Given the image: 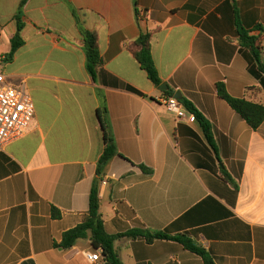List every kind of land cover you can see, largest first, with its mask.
<instances>
[{
	"label": "crops",
	"instance_id": "crops-1",
	"mask_svg": "<svg viewBox=\"0 0 264 264\" xmlns=\"http://www.w3.org/2000/svg\"><path fill=\"white\" fill-rule=\"evenodd\" d=\"M21 2L0 0V69L30 94L35 118L0 149V264H105L89 238L60 247L88 219L97 180L108 234L172 239L117 240L123 264H205L174 239L214 264H264V123L251 129L217 90L264 105L238 34L264 48V0H28L22 11ZM19 13L23 45L11 57ZM82 29L97 37L95 77ZM147 33L159 86L134 56ZM177 95L210 124L216 150L198 121L162 105ZM107 137L119 155L99 177Z\"/></svg>",
	"mask_w": 264,
	"mask_h": 264
},
{
	"label": "trees",
	"instance_id": "trees-1",
	"mask_svg": "<svg viewBox=\"0 0 264 264\" xmlns=\"http://www.w3.org/2000/svg\"><path fill=\"white\" fill-rule=\"evenodd\" d=\"M28 0H22L20 8L27 4ZM77 13V11H75ZM138 13V12H137ZM20 14L18 15V31L12 42L11 57L15 52L23 45L21 38V32L23 25L20 20ZM241 42L244 47L248 48L251 57V73L259 80L264 90V59H263V45L260 38L252 37L244 29L238 32ZM82 36L84 42V50L87 59V70L95 77L98 68L102 64V58L99 52L97 37L94 33L89 32L86 29H82ZM137 49L134 51V56L142 66L143 70L147 73L149 79L157 86L160 85V78L157 67L155 65L152 52H151V34L147 33L142 35L138 41H136ZM218 95L221 99L226 101L229 106L249 125L253 130H258L264 123V105L248 101L246 99L233 98L229 95L224 84L217 85ZM184 106L190 112L196 115L197 121L201 124L205 136L210 145L215 149V144L211 132L210 124L187 102L182 101ZM103 130L106 131L104 121L101 119ZM216 150V149H215ZM119 155L117 145L111 139L106 138V148L99 160L98 164V176H102L103 170L111 162V160ZM145 173H150L148 170L141 168ZM100 199H99V180L95 182L92 188L89 198V217L82 224L76 228L66 232L63 235L60 247L67 249L72 247L77 241L89 238L95 249L102 250L105 264H123L117 250L115 249V243L117 240L125 237L138 238L142 237L147 242L153 243L156 240H172L169 235L164 232H153L147 229H134L126 234L110 235L105 230L104 221L100 213ZM54 216L59 217L54 211ZM181 242L188 250L200 255L205 264H214L212 259L207 254L192 244L187 239H174Z\"/></svg>",
	"mask_w": 264,
	"mask_h": 264
},
{
	"label": "built area",
	"instance_id": "built-area-1",
	"mask_svg": "<svg viewBox=\"0 0 264 264\" xmlns=\"http://www.w3.org/2000/svg\"><path fill=\"white\" fill-rule=\"evenodd\" d=\"M144 13L141 15L143 16ZM0 57V66L4 64ZM162 105L177 118H187L191 123L197 121L196 115L188 111L184 104L175 97H163ZM35 118V105L32 97L22 87L9 84L5 75L0 71V149L9 143L23 138L31 127ZM107 179L102 185H107ZM87 258L91 262L101 261V254L91 253Z\"/></svg>",
	"mask_w": 264,
	"mask_h": 264
},
{
	"label": "water",
	"instance_id": "water-1",
	"mask_svg": "<svg viewBox=\"0 0 264 264\" xmlns=\"http://www.w3.org/2000/svg\"><path fill=\"white\" fill-rule=\"evenodd\" d=\"M161 89L164 90V89H166V88H165V87H162ZM175 98H177V99H179V100L181 99V97H180L179 95L175 96Z\"/></svg>",
	"mask_w": 264,
	"mask_h": 264
},
{
	"label": "rangeland",
	"instance_id": "rangeland-1",
	"mask_svg": "<svg viewBox=\"0 0 264 264\" xmlns=\"http://www.w3.org/2000/svg\"><path fill=\"white\" fill-rule=\"evenodd\" d=\"M0 71H1V69H0ZM2 72V71H1Z\"/></svg>",
	"mask_w": 264,
	"mask_h": 264
}]
</instances>
